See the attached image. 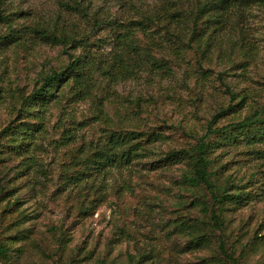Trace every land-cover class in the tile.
<instances>
[{
  "label": "rangeland",
  "instance_id": "1",
  "mask_svg": "<svg viewBox=\"0 0 264 264\" xmlns=\"http://www.w3.org/2000/svg\"><path fill=\"white\" fill-rule=\"evenodd\" d=\"M75 1L88 5L86 15L59 0H0L9 15L0 36L9 26L57 21L82 39L66 50L32 36L0 44V264H231L219 236L239 264H264V136L257 128L206 138L214 183L248 193L245 202L218 208L221 231L212 227L208 192L185 181L190 159L164 158L179 149L193 154L212 115L228 105L236 104L212 127L264 105L261 4ZM154 12L164 18L124 39L132 21ZM85 54L99 66L86 97L75 96L68 80L45 106L19 112L41 75ZM132 145L137 156L100 165L110 150L118 155ZM197 236L200 244L192 242Z\"/></svg>",
  "mask_w": 264,
  "mask_h": 264
},
{
  "label": "trees",
  "instance_id": "2",
  "mask_svg": "<svg viewBox=\"0 0 264 264\" xmlns=\"http://www.w3.org/2000/svg\"><path fill=\"white\" fill-rule=\"evenodd\" d=\"M87 1L89 2L90 0ZM255 1L261 4L264 10V0ZM216 2L219 9H223L225 5H229L228 0H217ZM59 4L64 6L68 10L82 12L84 15L87 14L88 5H82L79 1L74 0V2L71 4L70 2L59 0ZM207 5L208 3L202 5L195 11L194 14L191 15L196 16L198 11L199 13L203 12ZM8 16V14H3L0 12V21H7L9 19ZM162 18H164L163 13L159 14L158 12H154L152 15H144V17H142L141 19L132 21L131 24L133 27H129L126 30V32L124 33V39H127L129 37L135 26H139L140 28H142V30H144L145 24L147 22L158 24V21H160ZM91 20L94 26H97L100 23L97 17L92 16ZM8 28L9 30L4 35L0 36V44H7L10 42H14L17 39L24 38L25 36H32L33 38H38L39 40L49 44H60L64 47V50H66L68 48L66 46L67 43L70 42V44H80L82 42V39H77L74 35L68 34L66 31H64L61 26H58L57 21H54L51 26L34 25L16 28L9 26ZM164 28H168L167 22L164 24ZM172 35H175V37L181 40L178 33H172ZM87 57L88 55L86 54L84 56H77L73 58L72 61L69 62V64H67L64 68H60L58 70L52 69L44 75H41L39 85L22 99V107L19 112L21 114L24 112L27 113L31 108H40L45 106L48 102L56 98L57 89L62 85L63 82H67L68 80H72L74 84L75 96H78V98L86 97L90 92V74L92 73V70L99 69V66L94 65L95 62L93 60V56H90L89 59L85 60V58ZM120 68L117 69V75H121L124 74L123 72H127V69L124 66L123 72L120 70ZM230 94L232 98H234L235 95L233 93ZM235 106L236 104H230L226 108L212 115L210 123L207 126L206 133L197 140L194 146L193 154H189L186 149H179L176 151L167 152L164 155V158L166 159L184 157L190 159L192 165V173L185 176V181L190 185H201L208 192L211 202L209 204L208 210L210 221L212 227L217 231H221L222 229V221L219 215L218 208H220V206L224 203H231L236 205L241 204L247 200L248 193H246V191H244L242 187H237L234 190H231V188L229 187L227 189V186H218L214 183L212 179L214 171L210 169L211 159L209 157L210 150L213 145L212 143L208 142L206 138L208 137V135H216L218 137L225 134L230 135L233 131H240L243 128L247 127H256L260 135L264 136V105L260 109H256L252 114L247 115L239 122L229 123L218 127L211 126V124L218 117L228 112H232ZM8 129L10 130L11 127H5L4 131H7ZM130 134H132V138H135L134 135L136 133L130 132ZM112 136H114V134L110 135V137ZM117 145L118 144H116V146ZM119 152V156L111 150L109 151V153H106V156L102 155L104 156L102 157L104 158V161L102 163L100 161V165L119 162L122 159L130 160L132 156L138 155L136 147L134 145H132L128 149H121ZM229 185L231 186V184ZM202 239V236L193 237L192 242L194 244H200ZM218 248L223 257L227 259L231 264H239L238 260L227 251L225 243L220 236L218 237ZM3 254H5V249L2 245H0V256Z\"/></svg>",
  "mask_w": 264,
  "mask_h": 264
}]
</instances>
